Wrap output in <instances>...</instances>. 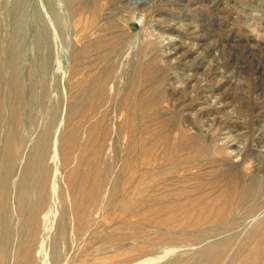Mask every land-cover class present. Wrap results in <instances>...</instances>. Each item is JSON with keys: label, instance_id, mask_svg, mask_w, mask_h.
I'll return each mask as SVG.
<instances>
[{"label": "rangeland", "instance_id": "374dc122", "mask_svg": "<svg viewBox=\"0 0 264 264\" xmlns=\"http://www.w3.org/2000/svg\"><path fill=\"white\" fill-rule=\"evenodd\" d=\"M0 13V259L264 264V0Z\"/></svg>", "mask_w": 264, "mask_h": 264}, {"label": "bare ground", "instance_id": "6f19581e", "mask_svg": "<svg viewBox=\"0 0 264 264\" xmlns=\"http://www.w3.org/2000/svg\"><path fill=\"white\" fill-rule=\"evenodd\" d=\"M16 1V0H15ZM23 2V1H22ZM22 5V4H21ZM138 8L140 7H143V6H141V5H138L137 6ZM147 7V6H146ZM256 7V6H255ZM138 9V13H136L137 15H136V17H140V18H144V20H145V12L142 10V8L141 9ZM136 9V8H135ZM147 10V9H146ZM9 11V10H8ZM136 11V10H135ZM10 12V11H9ZM44 12V11H43ZM137 12V11H136ZM15 13V12H14ZM17 13V12H16ZM1 14V13H0ZM10 15V14H9ZM11 15H13L12 13H11ZM14 16V15H13ZM25 16H27V14L25 15ZM4 17H5V15H4ZM18 18H19V15L17 16ZM16 17H14V19H15ZM17 18V19H18ZM32 18V17H31ZM42 18V17H41ZM22 19V18H21ZM9 21V20H8ZM21 21V20H20ZM25 21V20H24ZM8 23H10V22H8ZM17 23V22H16ZM20 23H22V22H20ZM24 23V22H23ZM42 23V22H41ZM51 23V22H50ZM50 23H48L47 22V25L45 24V23H43L44 25H46V26H44V28H45V31L46 32H49L50 33ZM32 24H34V23H32ZM145 24V23H144ZM4 25V24H3ZM21 25V24H20ZM143 25V24H142ZM16 26H17V24H16ZM22 26V25H21ZM25 27V26H24ZM37 27V26H36ZM1 28V27H0ZM27 28H29L28 26H27ZM31 29V28H30ZM1 30V29H0ZM26 30V29H25ZM22 31H24V30H22ZM26 32H27V30H26ZM24 33V32H23ZM29 33V32H28ZM28 33H27V35H28ZM15 34V32H13V35ZM26 34V33H25ZM155 34V33H154ZM17 35H19V34H17ZM24 36V35H23ZM156 36V35H155ZM154 36V37H155ZM189 36V35H188ZM10 37V36H9ZM14 37H15V35H14ZM28 37V36H27ZM26 38V37H25ZM15 40V39H14ZM169 40H170V38H169ZM182 40V39H181ZM37 44V43H36ZM11 45V44H10ZM37 48H38V45H37ZM228 72V71H227ZM214 73V72H213ZM226 76V75H225ZM224 79V78H223ZM178 81V80H177ZM176 81V82H177ZM190 81V80H189ZM189 86V85H188ZM185 91V90H184ZM180 92V91H179ZM225 94V93H224ZM207 100V99H206ZM175 103V102H174ZM183 103V102H182ZM195 107V106H194ZM180 108V107H179ZM179 108H178V110H179ZM193 109V108H192ZM177 110V111H178ZM179 112V111H178ZM177 112V113H178ZM204 115V114H203ZM201 117V116H200ZM222 123V122H221ZM208 124V123H207ZM217 124V123H216ZM205 125V124H204ZM210 125V124H209ZM207 128V127H206ZM209 128V127H208ZM262 130V129H261ZM58 146H56V148H55V151H54V154H55V161L57 160V157H58V148H57ZM12 159V158H11ZM10 159V160H11ZM58 159H59V157H58ZM56 163H58L57 161H56ZM59 163H60V161H59ZM58 166V165H57ZM259 172V171H258ZM102 174V173H101ZM105 175V174H104ZM57 176V175H56ZM260 176V175H259ZM57 179V178H56ZM113 180V179H112ZM118 181V180H117ZM25 185L24 186H22V190H21V192H20V195H21V200H23L24 199V196H26V191H25ZM95 189V188H94ZM94 193V192H93ZM42 207H44V205H43V203L41 204V205H39L38 206V209H37V211H36V214H39L40 213V211L43 209ZM37 217V215L35 216V218ZM50 218H51V213L49 212L46 216H45V220H44V223H45V230L48 228V226H49V223H50ZM256 220V219H255ZM36 221L37 220H34V222H33V226L34 225H36ZM43 239V238H42ZM264 242V241H263ZM259 244H260V242H259ZM43 246H44V243H43V241H42V243L40 244V247H41V251H40V254L42 253V248H43ZM257 247H259V246H257ZM261 247V246H260ZM262 247H264V246H262ZM262 247H261V249H262ZM35 249H36V239H34V238H30V241H29V243H28V245H27V247L26 248H24L22 251H21V253H20V261H21V264H34V260H33V257H34V253H35ZM259 249V248H258ZM257 249V250H258ZM261 249H259V250H261ZM263 251V250H262ZM261 251V252H262ZM264 252V251H263ZM264 254V253H263ZM39 257H40V259H42L41 261H42V264H46L47 263V256H45V255H39ZM2 258V257H1ZM261 258H262V256L261 255H258L257 256V259H256V261H258V260H261ZM159 259H161V258H159ZM154 262V260L152 261H147V262H145V263H143V264H152ZM0 264H7V261H6V258L4 257L3 259H0Z\"/></svg>", "mask_w": 264, "mask_h": 264}]
</instances>
